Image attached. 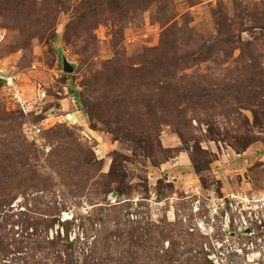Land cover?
Wrapping results in <instances>:
<instances>
[{"label": "rangeland", "instance_id": "rangeland-1", "mask_svg": "<svg viewBox=\"0 0 264 264\" xmlns=\"http://www.w3.org/2000/svg\"><path fill=\"white\" fill-rule=\"evenodd\" d=\"M0 56V264H264V0H0Z\"/></svg>", "mask_w": 264, "mask_h": 264}, {"label": "built area", "instance_id": "built-area-1", "mask_svg": "<svg viewBox=\"0 0 264 264\" xmlns=\"http://www.w3.org/2000/svg\"><path fill=\"white\" fill-rule=\"evenodd\" d=\"M0 91L5 92L7 96L11 99V101L14 102L19 112L23 113L25 116H29V114H31L34 111V107L24 99V95L19 89L17 76L5 68V66L2 63L1 56H0ZM70 120H73V118L70 117ZM41 132H42L41 128H38L35 125L26 124L25 133L27 137H29L32 140V142L39 144ZM231 198L233 200L229 204L231 211L227 212L224 216L225 226H228L231 222L230 213L240 211L239 206L242 205V202L251 204V201L249 200L248 197H237L235 195H232ZM254 202L255 204H258L259 201L254 200ZM243 208L245 209L247 208L248 211H250V217L254 213V218L256 221H258L260 225L264 224V205L261 207L263 210V213L261 214L263 219H260V214L258 213V210L261 209L259 205L249 206L248 204L243 203ZM219 210L220 209H215L214 212L216 214H219L218 212ZM243 220L246 222L247 218L243 216ZM213 256L216 257L215 255Z\"/></svg>", "mask_w": 264, "mask_h": 264}, {"label": "water", "instance_id": "water-1", "mask_svg": "<svg viewBox=\"0 0 264 264\" xmlns=\"http://www.w3.org/2000/svg\"><path fill=\"white\" fill-rule=\"evenodd\" d=\"M63 68L64 71L72 73L74 71V67L72 65H70L65 59L63 61ZM73 121H78L77 117L75 114H73Z\"/></svg>", "mask_w": 264, "mask_h": 264}, {"label": "bare ground", "instance_id": "bare-ground-1", "mask_svg": "<svg viewBox=\"0 0 264 264\" xmlns=\"http://www.w3.org/2000/svg\"><path fill=\"white\" fill-rule=\"evenodd\" d=\"M72 118H73V117H72ZM77 119H78V118H77ZM78 121H79V119H78ZM78 121H74V122H76V123H77Z\"/></svg>", "mask_w": 264, "mask_h": 264}, {"label": "crops", "instance_id": "crops-1", "mask_svg": "<svg viewBox=\"0 0 264 264\" xmlns=\"http://www.w3.org/2000/svg\"><path fill=\"white\" fill-rule=\"evenodd\" d=\"M73 116V115H72ZM79 119V118H78ZM79 122H80V119H79Z\"/></svg>", "mask_w": 264, "mask_h": 264}]
</instances>
